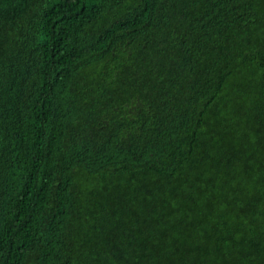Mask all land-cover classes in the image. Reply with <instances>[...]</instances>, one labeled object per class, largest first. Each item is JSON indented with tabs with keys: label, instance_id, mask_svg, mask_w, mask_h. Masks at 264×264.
<instances>
[{
	"label": "trees",
	"instance_id": "16d2710c",
	"mask_svg": "<svg viewBox=\"0 0 264 264\" xmlns=\"http://www.w3.org/2000/svg\"><path fill=\"white\" fill-rule=\"evenodd\" d=\"M0 264H264V0H0Z\"/></svg>",
	"mask_w": 264,
	"mask_h": 264
}]
</instances>
